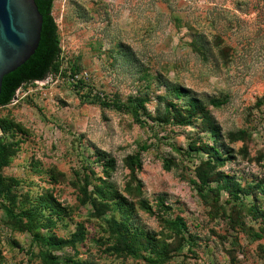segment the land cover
I'll use <instances>...</instances> for the list:
<instances>
[{"label":"rangeland","instance_id":"1","mask_svg":"<svg viewBox=\"0 0 264 264\" xmlns=\"http://www.w3.org/2000/svg\"><path fill=\"white\" fill-rule=\"evenodd\" d=\"M51 16L57 72L0 107V264H264V0Z\"/></svg>","mask_w":264,"mask_h":264},{"label":"water","instance_id":"2","mask_svg":"<svg viewBox=\"0 0 264 264\" xmlns=\"http://www.w3.org/2000/svg\"><path fill=\"white\" fill-rule=\"evenodd\" d=\"M49 1L0 0V105L21 82L40 79L55 56Z\"/></svg>","mask_w":264,"mask_h":264},{"label":"trees","instance_id":"3","mask_svg":"<svg viewBox=\"0 0 264 264\" xmlns=\"http://www.w3.org/2000/svg\"><path fill=\"white\" fill-rule=\"evenodd\" d=\"M52 2L53 0H50L49 1V7H48V18H49V21L52 25V38H51V41H52V46L55 50V56L54 58L52 59L49 67L47 68V70L44 72V74L42 75V77L38 80H28V81H23L21 82L19 85H17L14 90H13V93H12V96L10 98L9 101H7L6 103L0 105V107H4L8 104L11 103V101L13 100V97L15 96V93L18 89H20L23 85H26V84H29V83H33V82H38V81H42L46 78L47 75H49L51 72H57L58 68H59V63L57 61V58H58V55L60 53V49H59V45H58V40H57V35H56V32H57V28H56V25L54 23V20L51 16V8H52ZM78 83V82H77ZM78 89V88H76ZM173 92H175V94H184V92L182 91V89H180L179 87H176L173 89ZM98 101V100H96ZM100 107L102 108H113L115 110H119L120 107L119 105L113 103V102H105L104 101H98ZM141 104L140 102L136 101L134 102L133 104V109L136 110L138 107H140ZM181 108V107H180ZM201 108V103L195 99V98H187L185 100V106L182 108L184 110H180L178 109L175 105L173 104H166L165 106V111L167 110V112L170 113V111H172V113H176V114H179L180 111H183L186 115H191L195 110ZM178 117L180 115H177ZM187 119V118H186ZM182 121H185V118H181ZM188 120V119H187ZM210 152L212 153L213 155V160L215 161H221L215 154L216 152H213L212 150H210ZM8 155H9V147L8 145L0 138V197L5 193L6 191V186H5V181L4 179L2 178L1 176V170L6 166V163H7V159H8ZM219 182H220V185L223 187V189H225L227 192H231V191H235L236 193L240 192L241 190L238 188V186H236L233 182V179L228 177V176H221L219 178ZM163 256V255H162Z\"/></svg>","mask_w":264,"mask_h":264}]
</instances>
